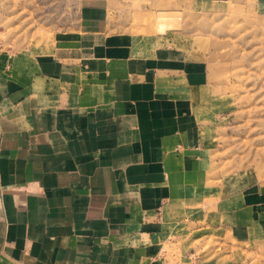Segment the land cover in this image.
Masks as SVG:
<instances>
[{"label":"crops","instance_id":"obj_1","mask_svg":"<svg viewBox=\"0 0 264 264\" xmlns=\"http://www.w3.org/2000/svg\"><path fill=\"white\" fill-rule=\"evenodd\" d=\"M157 40L61 31L40 53L0 48V264H200L161 224L201 183L193 110L211 83L200 55ZM225 206L229 237L261 243L264 182Z\"/></svg>","mask_w":264,"mask_h":264},{"label":"rangeland","instance_id":"obj_2","mask_svg":"<svg viewBox=\"0 0 264 264\" xmlns=\"http://www.w3.org/2000/svg\"><path fill=\"white\" fill-rule=\"evenodd\" d=\"M262 1L0 0V48L16 54L45 51L57 32L99 31L158 38V47L187 60L200 55L211 83L194 99L205 133L202 181L176 205L185 216L161 224L178 228L167 242L185 243L186 258L193 254L200 264H264V238H230L235 206H225L244 187L264 182ZM161 23L163 32L154 31Z\"/></svg>","mask_w":264,"mask_h":264},{"label":"bare ground","instance_id":"obj_3","mask_svg":"<svg viewBox=\"0 0 264 264\" xmlns=\"http://www.w3.org/2000/svg\"><path fill=\"white\" fill-rule=\"evenodd\" d=\"M161 18H163V17H161V15H160V16H159V19H161ZM157 26H158V27H157L158 30H159V31H162V30H164L163 28L166 26V24L161 23V24H158Z\"/></svg>","mask_w":264,"mask_h":264}]
</instances>
